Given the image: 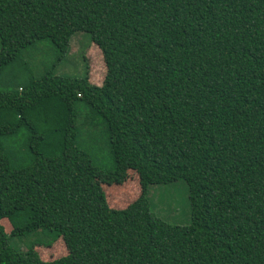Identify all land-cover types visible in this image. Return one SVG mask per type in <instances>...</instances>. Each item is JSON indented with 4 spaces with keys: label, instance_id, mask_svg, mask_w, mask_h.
<instances>
[{
    "label": "trees",
    "instance_id": "1",
    "mask_svg": "<svg viewBox=\"0 0 264 264\" xmlns=\"http://www.w3.org/2000/svg\"><path fill=\"white\" fill-rule=\"evenodd\" d=\"M77 31L101 52L100 85L28 73L23 50L47 39L55 64ZM130 171L135 193L110 186L126 195L111 205L103 185ZM179 179L182 225L147 196ZM2 218L0 264H264V0H0ZM58 239L65 254L41 260L34 246Z\"/></svg>",
    "mask_w": 264,
    "mask_h": 264
},
{
    "label": "rangeland",
    "instance_id": "2",
    "mask_svg": "<svg viewBox=\"0 0 264 264\" xmlns=\"http://www.w3.org/2000/svg\"><path fill=\"white\" fill-rule=\"evenodd\" d=\"M56 56L57 52L47 39L35 42L21 53V59L26 61L28 65V73L33 76L40 75L45 68L53 64L52 72L55 75L74 77L81 76L85 73L90 83L95 85L101 84L105 73L104 62L100 50L89 39L86 33L81 31L78 33L77 31L72 34L68 42L66 53L54 64ZM76 109L78 124V121L81 122L83 120L88 110L80 101L76 103ZM95 120L99 123L97 118H95ZM79 145L89 152L95 164L104 166L105 164H109L105 145L104 148H101L97 140H84L83 137L81 143L79 138ZM127 174L129 178L127 183L128 187H126L125 184L121 186L115 184L103 185L105 198H107L111 205H121L126 195L117 194L115 190H113L112 193H116L117 195H112L108 192V187L118 186V188H122V192L129 193L130 190H134L135 193V188L137 187L136 176L132 171ZM147 196L151 210L160 219L171 224L182 225L187 223L189 210L187 192L185 184L181 179L168 184L150 185L148 187ZM0 224L4 228V231L8 233L10 230L9 222L5 218H2L0 219ZM34 238L45 240L40 234L22 238L12 236L10 238V243L16 248L23 250L27 244H29V241ZM34 250L43 261L52 260L65 254L64 247L59 239L55 240L49 246H34Z\"/></svg>",
    "mask_w": 264,
    "mask_h": 264
}]
</instances>
